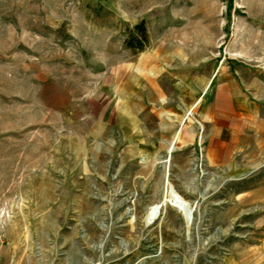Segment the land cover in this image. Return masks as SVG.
<instances>
[{
	"label": "rangeland",
	"instance_id": "rangeland-1",
	"mask_svg": "<svg viewBox=\"0 0 264 264\" xmlns=\"http://www.w3.org/2000/svg\"><path fill=\"white\" fill-rule=\"evenodd\" d=\"M0 264H264V0H0Z\"/></svg>",
	"mask_w": 264,
	"mask_h": 264
},
{
	"label": "crops",
	"instance_id": "crops-1",
	"mask_svg": "<svg viewBox=\"0 0 264 264\" xmlns=\"http://www.w3.org/2000/svg\"><path fill=\"white\" fill-rule=\"evenodd\" d=\"M211 80H212V78L210 79V81L208 82V83H210L211 82ZM149 82L151 83L152 82V80H149ZM186 86V90L184 89V86H178L177 88H176V92L175 93H177L178 95H179V100H190V99H192L193 97H194V95H195V91H199V89L198 88H192V87H188L187 85H185ZM200 86V85H199ZM208 87H209V85L207 84L206 86H204V89H203V91L201 92V95L199 96V97H197V99L194 101V103H192L191 105H190V107L187 109V111L191 108V106L193 105V104H195V106L198 104V102L200 101V99H201V96H202V94L204 93V92H206V90H208ZM183 90H185V93L184 92H182ZM194 106V107H195ZM193 107V108H194ZM192 108V109H193ZM191 109V110H192ZM217 135H215L214 136V141H216L217 139ZM174 139V138H173ZM176 140V138L174 139V140H172L173 141V145H174V141ZM171 143H170V145H171ZM169 145V146H170ZM169 148V147H168ZM173 148H174V146H173ZM168 150V149H167ZM173 151V150H172Z\"/></svg>",
	"mask_w": 264,
	"mask_h": 264
},
{
	"label": "bare ground",
	"instance_id": "bare-ground-1",
	"mask_svg": "<svg viewBox=\"0 0 264 264\" xmlns=\"http://www.w3.org/2000/svg\"><path fill=\"white\" fill-rule=\"evenodd\" d=\"M170 151H171V147H170V149H169V151H168L169 154H170ZM167 191H169V194H170V196H171V200H173V201L178 205V207H183V204L178 202V200H177V198H176V196H175V194H174V191H173V189H172V187L170 186L169 183H167ZM189 210H191V208H188V211H189ZM150 219H151V218H150ZM148 222H149V221H147V223H148Z\"/></svg>",
	"mask_w": 264,
	"mask_h": 264
},
{
	"label": "water",
	"instance_id": "water-1",
	"mask_svg": "<svg viewBox=\"0 0 264 264\" xmlns=\"http://www.w3.org/2000/svg\"><path fill=\"white\" fill-rule=\"evenodd\" d=\"M193 211H194V207L188 211V215L187 217L183 216L184 217V220H185V224H186V228H187V231H188V228L192 222V214H193ZM157 214H158V211H157ZM152 222V218L149 220L148 223Z\"/></svg>",
	"mask_w": 264,
	"mask_h": 264
},
{
	"label": "trees",
	"instance_id": "trees-1",
	"mask_svg": "<svg viewBox=\"0 0 264 264\" xmlns=\"http://www.w3.org/2000/svg\"><path fill=\"white\" fill-rule=\"evenodd\" d=\"M140 27V26H139ZM142 32H144V30H142Z\"/></svg>",
	"mask_w": 264,
	"mask_h": 264
}]
</instances>
